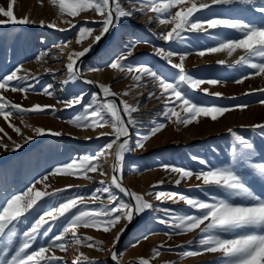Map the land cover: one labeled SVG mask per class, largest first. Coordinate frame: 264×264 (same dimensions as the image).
Wrapping results in <instances>:
<instances>
[{"label":"rangeland","instance_id":"obj_1","mask_svg":"<svg viewBox=\"0 0 264 264\" xmlns=\"http://www.w3.org/2000/svg\"><path fill=\"white\" fill-rule=\"evenodd\" d=\"M113 2L0 0V264H264V0Z\"/></svg>","mask_w":264,"mask_h":264},{"label":"water","instance_id":"obj_2","mask_svg":"<svg viewBox=\"0 0 264 264\" xmlns=\"http://www.w3.org/2000/svg\"><path fill=\"white\" fill-rule=\"evenodd\" d=\"M111 1V5H112V21H111V25L112 23L115 21L116 19V11H114V2L113 0H110ZM98 48V47H97ZM96 48V50H97ZM95 50V51H96ZM94 53H90V54H87L85 55L84 57H82L78 63L80 61H82L83 59H88L90 58ZM76 69L77 71H80L79 70V67H78V64L76 65ZM80 73V72H79ZM80 77L84 80V78H86V75L84 74H81L80 73ZM88 77V76H87ZM91 79V85H93L95 87V89L97 90L100 98L103 100V101H108L110 99L112 100H115L119 106V109H120V113L121 115L124 117V119L126 120V116H125V113H124V110L122 109V103H121V99L117 96V95H108V96H105L100 88V86L98 85V83L91 77H88ZM129 136H122L118 139L117 143H116V146L114 148V154H113V162H114V169H113V174L117 180V182L120 184V186L122 188H125L127 190V193H125L128 198L135 204V201H134V195L133 193L131 192L130 188L126 185V183L123 181L122 179V173H121V170H120V166L118 165L117 163V149H118V145L121 144L122 142H124L125 140L128 139ZM142 212V210H141ZM140 213H138L136 211V217L134 218V220L132 221V223H130V225H128V227L126 228L125 232L123 233L121 239H120V242H122L124 240V238L128 235V233L132 230V228L137 224L139 218H140ZM112 256V255H111ZM110 256V261L112 264H115L114 261L111 259L112 257ZM131 263H134V264H143L141 261L139 260H132Z\"/></svg>","mask_w":264,"mask_h":264},{"label":"bare ground","instance_id":"obj_3","mask_svg":"<svg viewBox=\"0 0 264 264\" xmlns=\"http://www.w3.org/2000/svg\"><path fill=\"white\" fill-rule=\"evenodd\" d=\"M136 6V5H135ZM139 7H141V6H139ZM151 8V5L150 4H148V5H146V6H144V10H148V9H150ZM150 12V11H149ZM132 13V12H131ZM143 13V12H142ZM135 14V13H134ZM125 15V14H124ZM127 15V14H126ZM136 15V14H135ZM133 18V17H132ZM124 20H126L127 22H128V24H132V19H131V17H130V15L129 16H127V18L126 19H124ZM166 19L165 18H162V20H161V23H163V21H165ZM160 29V28H159ZM122 38V41H121V43H123V44H125V43H130L131 41H132V35H131V33H127V34H125L124 36H122L121 37ZM123 44H120L119 43V47H123ZM109 159L110 160H112V158L111 157H109ZM123 191L125 192V193H127V190L125 189V188H123ZM134 201H135V206H136V208H137V212L138 213H140L141 212V210H142V203H141V200L140 199H138V198H136L135 196H134ZM49 213V211H46V213L45 214H48ZM48 216V215H47ZM49 217V216H48ZM42 221V220H41ZM113 261L115 260V254H113V257L111 258Z\"/></svg>","mask_w":264,"mask_h":264}]
</instances>
